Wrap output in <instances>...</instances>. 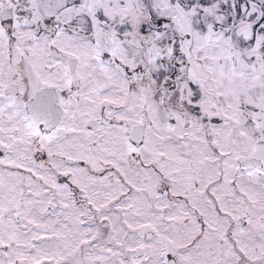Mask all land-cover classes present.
I'll return each mask as SVG.
<instances>
[{"label":"snow or ice","instance_id":"snow-or-ice-1","mask_svg":"<svg viewBox=\"0 0 264 264\" xmlns=\"http://www.w3.org/2000/svg\"><path fill=\"white\" fill-rule=\"evenodd\" d=\"M0 264H264V0H0Z\"/></svg>","mask_w":264,"mask_h":264}]
</instances>
